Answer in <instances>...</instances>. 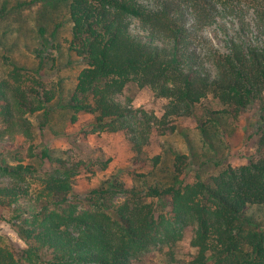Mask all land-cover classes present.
I'll use <instances>...</instances> for the list:
<instances>
[{"label": "trees", "instance_id": "trees-1", "mask_svg": "<svg viewBox=\"0 0 264 264\" xmlns=\"http://www.w3.org/2000/svg\"><path fill=\"white\" fill-rule=\"evenodd\" d=\"M222 1L69 0L72 36L59 51L58 72L77 70L73 87L63 76L51 88L43 85L42 48L34 52L39 80L33 87L26 85V68L3 57L0 175L11 181L0 186V208L13 213L12 226L26 248L16 250L0 238V264H133L154 247L174 251L189 228L197 250L190 264H264V47L230 37L226 51L213 55L212 75L196 43ZM242 1L264 34V0ZM132 20L143 34L133 30ZM2 33L0 45L8 29ZM39 33L43 37L44 29ZM130 85L167 100L161 119L120 100ZM210 96L227 107L210 117L214 137L259 103L258 147L248 164L222 169L211 183L190 182L184 178L191 166L187 154L139 157L155 127L182 132L173 120L192 116ZM82 113L95 115L92 133L127 134L135 165L151 170L136 173L132 187L113 178L83 197L75 179L86 163L71 164L45 147L39 165L24 163L23 151L35 143L28 117L37 118L40 134L51 128L60 135ZM198 129L212 145L207 129ZM47 163L51 170L41 172ZM31 182L39 185L37 205L27 207L21 202L31 196ZM154 200L165 211L158 213Z\"/></svg>", "mask_w": 264, "mask_h": 264}, {"label": "rangeland", "instance_id": "rangeland-1", "mask_svg": "<svg viewBox=\"0 0 264 264\" xmlns=\"http://www.w3.org/2000/svg\"><path fill=\"white\" fill-rule=\"evenodd\" d=\"M68 4L69 0H0V38L3 36L2 32L8 29L0 45V64L3 63V57L9 56L24 66L28 87L36 86L38 83L35 82L39 80L36 73L39 58L34 53L37 48L44 49L46 57L43 85L51 88L59 77L63 76L68 78L67 85L73 87L77 70L58 72L62 61L59 51H65L72 36ZM231 8L235 9V14H229ZM214 14L215 19L202 30V38L196 43L201 58L212 75L216 73L213 55L215 52L226 51L230 37L239 42L264 47V34L257 29L254 23V10L245 1L216 2ZM241 20H244V27ZM132 28L135 32L143 34L136 20H132ZM40 29H44L43 37L39 33ZM8 49H12L10 53L7 52ZM2 68L0 65V73ZM120 100L130 101L134 108L152 113L160 119L165 114L168 103L167 100L155 98L148 90L135 85H130L120 96ZM226 108L218 99L210 96L196 106L192 116L173 120L172 123L178 125L182 132L165 131L162 127H155L149 145L139 157L154 158L165 152L187 154L190 156L191 166L184 178L190 182L201 179L211 183L212 178L222 169L228 166L234 168L245 166L249 158L255 155L258 147V130L262 124L259 103L249 106L238 118L233 119L232 124L214 137L212 133L215 130L211 128L210 117L213 113L224 111ZM28 118L33 124L35 143L27 144L23 151L24 163L39 165V157L44 147L49 148L54 157H62L71 164L86 163L87 166L82 167L75 179L76 192L83 197L113 178L132 187L136 173H147L151 170V167L135 165L138 157L124 132L92 133L95 120L93 114H80L78 122L68 124L65 133L60 135L54 134L51 128H45L40 134L37 118ZM63 125L57 129L61 130ZM201 125L207 129L209 135L206 138L212 141V145L202 141L198 129ZM164 132L166 133L163 135ZM32 152L35 156L31 155ZM172 157L169 156L171 162ZM51 168V164L47 163L40 171L47 172ZM10 181L9 177L0 175V186L8 185ZM31 186L33 187L31 196L21 202L27 207L37 205L39 185L31 182ZM154 202L158 213L165 211L160 200ZM12 217L11 211L0 208V238L16 250H21L26 248V244L12 226V223H16ZM192 237L193 231L189 228L174 251L170 252L165 247H154L135 259L133 264H190L197 254L191 243Z\"/></svg>", "mask_w": 264, "mask_h": 264}]
</instances>
